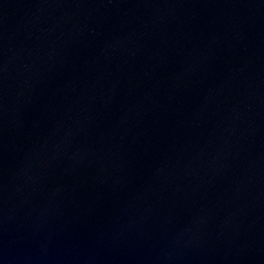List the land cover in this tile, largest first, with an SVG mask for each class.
Returning a JSON list of instances; mask_svg holds the SVG:
<instances>
[{
    "label": "water",
    "instance_id": "1",
    "mask_svg": "<svg viewBox=\"0 0 264 264\" xmlns=\"http://www.w3.org/2000/svg\"><path fill=\"white\" fill-rule=\"evenodd\" d=\"M0 264H264V0H0Z\"/></svg>",
    "mask_w": 264,
    "mask_h": 264
}]
</instances>
